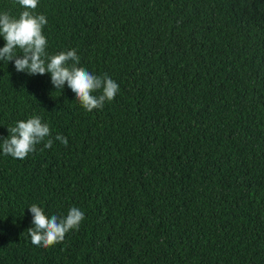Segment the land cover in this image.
<instances>
[{
    "label": "trees",
    "instance_id": "trees-1",
    "mask_svg": "<svg viewBox=\"0 0 264 264\" xmlns=\"http://www.w3.org/2000/svg\"><path fill=\"white\" fill-rule=\"evenodd\" d=\"M35 12L49 54L75 49L119 92L88 112L49 74L0 61V142L33 115L67 139L22 160L0 150V264H264V0H39ZM32 204L85 219L37 247Z\"/></svg>",
    "mask_w": 264,
    "mask_h": 264
},
{
    "label": "clouds",
    "instance_id": "clouds-1",
    "mask_svg": "<svg viewBox=\"0 0 264 264\" xmlns=\"http://www.w3.org/2000/svg\"><path fill=\"white\" fill-rule=\"evenodd\" d=\"M15 2L23 9L18 17L0 12V37L5 41L0 47V61H12L17 72L28 75L49 74L52 86L61 91L66 84L85 111L100 109L105 102H111L119 92V85L107 75L97 76L84 67H78L80 57L75 49L56 54L46 51L48 41L43 28L48 21L44 14L35 12L39 0ZM7 131L9 135L0 142V150L4 155L21 160L45 140L44 148H50L53 139L67 145V139L62 135L52 137L49 125L42 122L39 115L19 120ZM27 209L32 216L28 234L31 244L37 247L48 248L62 242L65 235L71 230H78L85 219L83 211L75 206L67 211L66 216L52 215L50 218L37 204Z\"/></svg>",
    "mask_w": 264,
    "mask_h": 264
}]
</instances>
